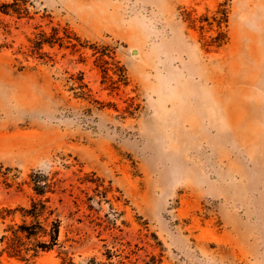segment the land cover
Instances as JSON below:
<instances>
[{
	"label": "rangeland",
	"instance_id": "obj_1",
	"mask_svg": "<svg viewBox=\"0 0 264 264\" xmlns=\"http://www.w3.org/2000/svg\"><path fill=\"white\" fill-rule=\"evenodd\" d=\"M16 2L0 236L35 184L60 225L53 249L0 262L264 264V0ZM53 29L61 46L33 47Z\"/></svg>",
	"mask_w": 264,
	"mask_h": 264
},
{
	"label": "trees",
	"instance_id": "obj_2",
	"mask_svg": "<svg viewBox=\"0 0 264 264\" xmlns=\"http://www.w3.org/2000/svg\"><path fill=\"white\" fill-rule=\"evenodd\" d=\"M16 0L11 3H1L0 11L3 13L12 12L18 14L19 9ZM20 13V12H19ZM218 21V27H220ZM219 36L222 33L219 32ZM33 47L41 49L43 44L53 45L55 42L61 46L62 37L57 35L56 29L50 36L44 32L31 41ZM49 185L39 186L35 184L33 188L37 198L31 199L27 207H20L21 219L19 222L8 224L4 233L0 236V243L3 245L0 253H6L9 257H14L25 263H29L41 252H46L58 245L59 219L54 214V209L49 204V197L44 196V192ZM11 213L12 211L7 210ZM0 218H3L1 216ZM115 254L107 251L105 264H122L121 260L111 261ZM0 264H2L0 262ZM104 264V263H97Z\"/></svg>",
	"mask_w": 264,
	"mask_h": 264
}]
</instances>
